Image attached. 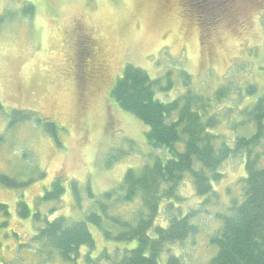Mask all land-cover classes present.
Masks as SVG:
<instances>
[{"label": "rangeland", "instance_id": "rangeland-1", "mask_svg": "<svg viewBox=\"0 0 264 264\" xmlns=\"http://www.w3.org/2000/svg\"><path fill=\"white\" fill-rule=\"evenodd\" d=\"M184 1L0 0V16H11L0 28V178L24 184L20 188L0 182V206L9 212L6 218L0 211L3 264H60L56 258L44 261L41 244L32 241L44 221L58 216L81 219L92 206L88 188L98 199L121 185L129 169L139 170L152 161L148 128L110 97L126 65L147 72L151 79L162 78L164 87L173 83L166 92L155 89L161 102L176 100L188 88L211 99L208 116L219 113L215 131L225 141L250 129L233 126L264 92V0ZM28 5L34 9L32 16L23 13ZM77 25L97 42L105 70L96 91L85 99L75 78L72 40ZM185 73L191 78L188 85ZM249 85L255 94L247 93ZM223 87L230 95L216 100L215 93ZM14 110L55 122L61 145L35 120L11 128L9 115ZM124 152L128 155L108 167L110 153ZM244 159L224 164L223 180L213 184L219 200L211 201L197 219L198 235L170 248L184 264H205L216 255L210 238L221 226L217 215L242 195ZM59 177L63 196L43 202ZM180 195L184 212L200 209L202 199L195 196L190 179L183 182ZM20 201L41 214L40 222L20 217ZM139 204L119 205L114 213L131 219ZM160 223L168 225L165 217ZM91 231L97 241L95 256L117 249L93 226ZM166 263L167 255L160 264Z\"/></svg>", "mask_w": 264, "mask_h": 264}, {"label": "trees", "instance_id": "trees-1", "mask_svg": "<svg viewBox=\"0 0 264 264\" xmlns=\"http://www.w3.org/2000/svg\"><path fill=\"white\" fill-rule=\"evenodd\" d=\"M23 13L32 16L34 9L28 5ZM10 17L9 13L0 16V28ZM184 76L188 85L191 78L186 73ZM164 86L162 78L151 79L147 72L126 65L110 97L122 111L148 128L146 139L152 149V161L139 170L129 169L121 185L98 199L88 188L92 206L81 219L69 220L65 216L46 219L32 237V241L41 244L43 249L39 251L44 261L56 258L60 264H160L167 255L166 264H184L170 248L198 235L197 219L211 201L219 200L213 184L223 180L224 164L244 157L246 175L241 180L242 195L230 202L223 214L217 215L221 226L210 238L217 253L205 264H264V92L243 110L241 122L233 126V129L247 126L252 133L249 129L229 143L215 131L219 113L208 116L211 99L188 88L181 97L164 103L156 98L155 89L166 92L173 83ZM247 93L253 95L256 89L249 85ZM229 95L230 90L223 87L217 90L215 98L220 100ZM34 117L32 112L14 110L9 115V126L35 120L61 145L57 124ZM126 154L110 153L108 167ZM187 179L195 196L202 199L199 210L189 208L184 212L181 207L185 199L180 188ZM62 181L59 177L52 182L42 197L43 202L61 199L65 192ZM0 182L6 186H24L6 176H1ZM72 189L80 200L76 182ZM136 201L140 204L131 219L114 213L117 206ZM18 209L22 219L31 217L33 222H40L41 214L32 213L25 202L20 201ZM0 211L6 218L9 216L5 205L0 206ZM163 217L167 226L160 223ZM92 226L105 241L116 245L113 253L103 251L94 255L97 241ZM120 244L124 247L120 248ZM0 264H3L1 257Z\"/></svg>", "mask_w": 264, "mask_h": 264}, {"label": "flooded vegetation", "instance_id": "flooded-vegetation-1", "mask_svg": "<svg viewBox=\"0 0 264 264\" xmlns=\"http://www.w3.org/2000/svg\"><path fill=\"white\" fill-rule=\"evenodd\" d=\"M73 36L72 47L75 56V78L76 81L78 79V87L83 99H85L92 92L91 90L96 91L97 84L102 82L105 70L99 59L100 50L97 42L86 32V29L82 25H77Z\"/></svg>", "mask_w": 264, "mask_h": 264}]
</instances>
